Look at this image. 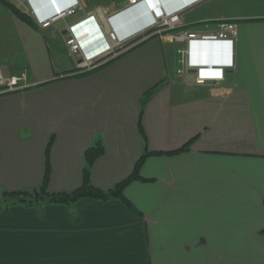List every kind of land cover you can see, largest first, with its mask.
<instances>
[{
  "label": "crops",
  "instance_id": "obj_1",
  "mask_svg": "<svg viewBox=\"0 0 264 264\" xmlns=\"http://www.w3.org/2000/svg\"><path fill=\"white\" fill-rule=\"evenodd\" d=\"M9 1L36 28L0 3V55L20 53L30 84L0 94V195L42 186L52 137L51 193L82 185L98 140L105 152L91 177L102 190L127 179L146 151L161 154L125 188L138 214L93 199L0 209V264H264V0H158L180 18L177 32L236 23L234 40L212 44L154 34L144 3L55 0L75 13L42 28L55 14L49 0ZM80 22L78 35L103 30L73 54L66 41ZM118 49L102 68L79 70L83 58ZM211 63L223 78L199 84L196 69Z\"/></svg>",
  "mask_w": 264,
  "mask_h": 264
},
{
  "label": "trees",
  "instance_id": "obj_2",
  "mask_svg": "<svg viewBox=\"0 0 264 264\" xmlns=\"http://www.w3.org/2000/svg\"><path fill=\"white\" fill-rule=\"evenodd\" d=\"M0 3H2V5H4L5 7H7L21 21L28 24L32 28H36L33 18L26 12L22 11L15 4H13L12 2L8 0H0ZM141 43H138L137 45ZM130 44L131 43H129V45ZM130 46L132 47V45ZM133 48H135V46H133L131 49ZM110 54H107L99 58L96 62H100L104 60ZM115 58L106 61L105 63L98 66L96 69L85 72V74H88L89 72L92 73L102 68L103 66H105L106 64L114 60ZM23 62L24 61H22L21 64ZM151 93L152 92L148 93L145 96L143 100V106L146 105L147 100ZM141 132L143 133L142 128H141ZM53 141L54 139L52 137L50 139V143L48 145L47 152H46V168H45V175H44V181H43L42 186L39 189L30 191V192H22V193H19V192L7 193L6 192V193L1 194L0 195V209L2 211L6 212L10 207L15 206V205H23L26 207H41L43 205L52 204V205H65L71 208L74 205H76V203H78L79 201L83 199H93V200L101 201V202H109L111 200H118L122 202L130 211L138 214V212L136 211L132 203L125 196V193H124L125 188L131 182L143 179L140 175V172L148 156L152 154H161V153H151V152L146 151V153L138 160L133 173L127 179L117 184L114 188L110 190H102L94 186V184L92 183V177H91L92 167L94 163L105 152V148H104L102 140H98L96 144L92 146L91 148H89L85 153V167L83 171L82 185L78 189L72 192L51 193L49 191L48 186H49V181H50V176H51L50 157H51V148H52ZM190 144L191 143L189 142L186 145H184L182 148L176 151H173L171 153L175 154V153L185 152L189 150Z\"/></svg>",
  "mask_w": 264,
  "mask_h": 264
},
{
  "label": "built area",
  "instance_id": "obj_3",
  "mask_svg": "<svg viewBox=\"0 0 264 264\" xmlns=\"http://www.w3.org/2000/svg\"><path fill=\"white\" fill-rule=\"evenodd\" d=\"M53 2L56 9L55 14L52 18L45 20L40 24L42 28H48L54 23V20L60 19L62 17L71 16L75 13V7L67 9L66 11H62L57 6L54 0ZM129 3L130 5H137L140 3H144L145 5H147L154 17V34L156 33L159 36H163L165 33H172V40L176 42H189L191 40H208L212 44L216 40H234L236 35V23L234 22L222 23L220 25L219 31L210 35H202L196 32L189 31L177 32L176 30L179 27L180 18L177 15H166L158 0H129ZM89 17L91 18L93 16L91 15ZM110 36L112 40H116V35L114 33H111ZM67 45L70 49V52L73 54H76L80 51L78 42L72 36L68 37ZM120 52V49H118L117 51L114 50L108 57H106L100 62L83 59L79 62L78 68L81 69V71H91L93 69H96L98 66L105 63L106 61L119 55ZM196 72L197 82L199 84H204L207 80L223 78V69L214 67L212 63L207 67L197 68ZM27 78L28 76L26 72H24L21 76H13L7 78L4 77L2 72L0 71V94L16 92L30 87V84L26 83Z\"/></svg>",
  "mask_w": 264,
  "mask_h": 264
},
{
  "label": "rangeland",
  "instance_id": "obj_4",
  "mask_svg": "<svg viewBox=\"0 0 264 264\" xmlns=\"http://www.w3.org/2000/svg\"><path fill=\"white\" fill-rule=\"evenodd\" d=\"M1 5H2V3H1ZM2 6H4V5H2ZM66 45H67V41H66ZM126 49H127V47L125 49H122V52H124ZM2 50H3L2 54L0 55V58H1V60H0V71L2 72L4 77L9 78V77H13V76H21L24 72H26V66H25L26 64L24 62L21 64L23 59H22V56L20 53H18L16 59H13L12 58L13 56L6 55L7 50L5 47H2ZM4 51H6V52H4ZM18 52H19V47H18ZM57 61L59 62V60L56 59V69L63 70V68H62L63 64H59V63H57ZM79 70H81V69H79ZM26 83L29 84L28 78H27Z\"/></svg>",
  "mask_w": 264,
  "mask_h": 264
},
{
  "label": "clouds",
  "instance_id": "obj_5",
  "mask_svg": "<svg viewBox=\"0 0 264 264\" xmlns=\"http://www.w3.org/2000/svg\"><path fill=\"white\" fill-rule=\"evenodd\" d=\"M50 2H51V5H52V7H53V9H54V11H56V9H55V5H54V2L52 1V0H49ZM55 1V0H54ZM55 3H56V1H55ZM57 4V3H56ZM58 6V5H57ZM59 7V6H58ZM60 8V7H59ZM62 11H66V10H63L62 8H60ZM70 9V8H69ZM83 24V22L81 23H78V24H75V25H72L71 26V29H70V32L72 33V37H74L75 39H76V41L78 42V45H79V47H80V51L79 52H81V49H82V45H83V42L85 41V39L87 38V36H90V35H92V34H94L95 32H102V27L101 26H98L97 28H95V29H93V30H91V31H89V32H87V33H83V34H76V31L77 30H79V28H80V26ZM98 32V33H99ZM110 39L112 40V38H111V36H110ZM113 41V40H112ZM83 59H86V60H94L95 61V59H87V58H83Z\"/></svg>",
  "mask_w": 264,
  "mask_h": 264
},
{
  "label": "bare ground",
  "instance_id": "obj_6",
  "mask_svg": "<svg viewBox=\"0 0 264 264\" xmlns=\"http://www.w3.org/2000/svg\"><path fill=\"white\" fill-rule=\"evenodd\" d=\"M97 61V60H96Z\"/></svg>",
  "mask_w": 264,
  "mask_h": 264
}]
</instances>
